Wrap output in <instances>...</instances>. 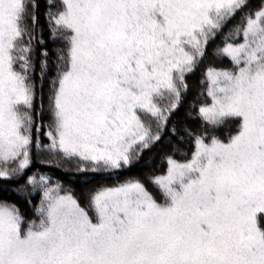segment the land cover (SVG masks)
<instances>
[{"label":"snow or ice","instance_id":"snow-or-ice-1","mask_svg":"<svg viewBox=\"0 0 264 264\" xmlns=\"http://www.w3.org/2000/svg\"><path fill=\"white\" fill-rule=\"evenodd\" d=\"M0 264H264V0H0Z\"/></svg>","mask_w":264,"mask_h":264},{"label":"trees","instance_id":"trees-1","mask_svg":"<svg viewBox=\"0 0 264 264\" xmlns=\"http://www.w3.org/2000/svg\"><path fill=\"white\" fill-rule=\"evenodd\" d=\"M41 4L43 5V0H41ZM43 171H49L52 173L53 177L55 179H59L60 181H62L65 185H69L73 188L76 189L77 193L79 194V192L81 191V186H84L81 182L79 177H73L72 172L71 171H66V170H61V169H56V168H52V169H48V168H44L42 169ZM144 171H147L146 168L144 167H139L136 169H133L132 171H126L122 174L121 177H119L120 179H122L124 176H128V175H142V173ZM97 182H102V178L101 177H96L95 179H93L92 183H97ZM108 182H114L112 180H109ZM90 186V185H88Z\"/></svg>","mask_w":264,"mask_h":264},{"label":"rangeland","instance_id":"rangeland-1","mask_svg":"<svg viewBox=\"0 0 264 264\" xmlns=\"http://www.w3.org/2000/svg\"><path fill=\"white\" fill-rule=\"evenodd\" d=\"M81 186V188H83L84 186H82V185H80Z\"/></svg>","mask_w":264,"mask_h":264}]
</instances>
